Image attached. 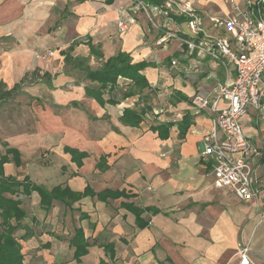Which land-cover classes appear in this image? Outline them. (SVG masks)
<instances>
[{
	"label": "crops",
	"instance_id": "obj_1",
	"mask_svg": "<svg viewBox=\"0 0 264 264\" xmlns=\"http://www.w3.org/2000/svg\"><path fill=\"white\" fill-rule=\"evenodd\" d=\"M189 1L207 30L220 32L210 18L229 12L226 0ZM132 5L133 0H0V86L12 88L36 69L50 75L20 83L0 100L1 108L20 95L33 98L30 113L0 110V158L8 149L19 154L18 162L8 154L5 176L66 191L49 207L37 190L19 196L26 216L15 235L24 264H239L245 245L252 264H264V207L216 187L212 160L201 154L218 117L211 108L213 89L228 84L223 82L234 78V68L209 56L185 58L175 38L160 43L162 30L143 12L130 11ZM123 9L129 28L121 33L116 22ZM120 52L149 63L142 71L149 87L139 92L119 76L104 88L79 66L102 68ZM197 58L200 71L188 72ZM88 88L99 90L102 101ZM195 94L208 98L209 107L197 108ZM127 108L146 110L138 125L122 122ZM157 109L159 118H149ZM241 125L262 152L254 166L264 185V112L250 108ZM79 230L87 250L76 257Z\"/></svg>",
	"mask_w": 264,
	"mask_h": 264
},
{
	"label": "built area",
	"instance_id": "obj_2",
	"mask_svg": "<svg viewBox=\"0 0 264 264\" xmlns=\"http://www.w3.org/2000/svg\"><path fill=\"white\" fill-rule=\"evenodd\" d=\"M226 2L229 12L210 18L213 27L220 31L217 33L207 30L203 15L189 0H163L162 4L133 0L129 10L143 12L151 25L162 30L160 43L177 39L185 58L209 56L228 70L234 68V78L213 89L211 108L218 117L212 130L204 136L201 154L212 160L216 187L230 189L243 201L258 199L264 207V185L254 166V160L262 152L241 125V118L250 108L264 112V0ZM125 12L126 9L119 12L116 22L121 33L129 28ZM184 24L190 33L178 30ZM199 60L190 62L187 71L199 72ZM171 64L178 66V59H173ZM222 100L226 101L223 105ZM192 102L199 109L210 105L208 98L201 94H195ZM161 113V109L153 110L148 117L159 118ZM238 254L239 264H252L247 245L241 246Z\"/></svg>",
	"mask_w": 264,
	"mask_h": 264
},
{
	"label": "trees",
	"instance_id": "obj_3",
	"mask_svg": "<svg viewBox=\"0 0 264 264\" xmlns=\"http://www.w3.org/2000/svg\"><path fill=\"white\" fill-rule=\"evenodd\" d=\"M112 3L114 0H107ZM152 4H162L163 0H146ZM91 50L94 52L95 46L91 45ZM97 57H101V53L94 52ZM66 61L72 64L73 59L66 55ZM149 65L146 61L133 62L131 55L126 52H120L119 54L109 58L102 68L92 70L86 66L83 62H79L80 68L85 71L86 78L93 82L102 83V87L106 85H114L117 82L119 76L129 78L134 84L135 89L139 92L149 87V80L142 73V71ZM78 66V65H77ZM78 66V67H79ZM49 80L50 75L48 72H41L36 69L32 73L27 74L20 83H32L37 80ZM20 83H17L12 88L3 89L0 86V100L11 97L14 92L20 87ZM88 93L99 98L101 101V92L88 88ZM133 92L125 94V97H129ZM146 110L141 109H125L121 120L123 123L136 126L142 120L143 114ZM76 153L75 150H72ZM13 154V158L18 162V152L13 149H8L7 153L0 158V264H24V255L22 253L21 244L16 237V231L22 226V221L26 216V212L21 207L22 201L19 196L22 194L30 195L33 190H37L42 198V204L49 207L52 198L65 196L66 191L60 188H55L52 192L45 190L43 187L32 184L26 178L24 181H19L15 177L5 176L4 164L10 160L8 154ZM86 153H82L81 156H85ZM22 188V189H21ZM8 194V195H7ZM67 195L72 198H78L80 193L68 192ZM118 195V193H113ZM26 236V235H25ZM27 237V236H26ZM76 244V257L83 255L86 252L85 244L83 243V235L79 230L74 238Z\"/></svg>",
	"mask_w": 264,
	"mask_h": 264
},
{
	"label": "rangeland",
	"instance_id": "obj_4",
	"mask_svg": "<svg viewBox=\"0 0 264 264\" xmlns=\"http://www.w3.org/2000/svg\"><path fill=\"white\" fill-rule=\"evenodd\" d=\"M184 29L187 33H190L188 27L186 26V24H184ZM3 45L0 44V48L2 47ZM53 49H50L46 52L47 56L48 57H51L52 55H49V51H52ZM54 52V51H53ZM99 65H94L93 67H98ZM224 67V66H223ZM224 72V71H223ZM221 74L224 76V73L221 72ZM80 78H83V75L80 74ZM84 81V80H83ZM86 82V81H84ZM19 100H13V101H8L6 103V105H4L3 107L0 108V110H2L3 112L7 113V114H10L11 112H14V113H17V115H22L21 112H28L30 113V109L32 108V104H33V98H30V97H26V96H23V95H20L18 97ZM18 102V103H17ZM21 113V114H20ZM11 115V114H10ZM27 117V116H26ZM12 118V117H11ZM19 120V119H18ZM32 122V120H30V122H28L30 125V123Z\"/></svg>",
	"mask_w": 264,
	"mask_h": 264
}]
</instances>
